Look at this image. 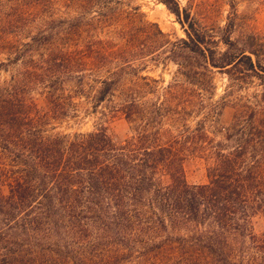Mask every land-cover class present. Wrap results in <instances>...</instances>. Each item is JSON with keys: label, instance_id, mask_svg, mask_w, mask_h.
Here are the masks:
<instances>
[{"label": "trees", "instance_id": "1", "mask_svg": "<svg viewBox=\"0 0 264 264\" xmlns=\"http://www.w3.org/2000/svg\"><path fill=\"white\" fill-rule=\"evenodd\" d=\"M164 2L185 29L177 46L194 56L195 76L239 64L218 58L217 43L206 42L177 0ZM13 30L0 20V264H264V232L256 231L264 222V131L249 134L250 147L207 142L204 126L173 130L162 113L169 109H147L134 93L120 105L132 130L126 140L105 124L56 132L79 117L87 81L102 85L95 109L119 88L120 69L95 77L89 52L116 61L124 52L91 43L78 53L55 33L40 29L23 42L9 39ZM174 87L166 95L175 97ZM192 156L213 161L207 184L188 183Z\"/></svg>", "mask_w": 264, "mask_h": 264}, {"label": "rangeland", "instance_id": "2", "mask_svg": "<svg viewBox=\"0 0 264 264\" xmlns=\"http://www.w3.org/2000/svg\"><path fill=\"white\" fill-rule=\"evenodd\" d=\"M164 1L119 0L107 5L97 0H0V20L14 28L9 39L28 42L43 29L57 35L58 45L68 43L78 53L86 52L91 43L95 51L106 46L109 51L124 52V60L116 61L88 51L95 77H111L120 69L119 88L114 98L95 109L102 85L87 81L77 99L79 117L60 124L56 132L90 133L105 124L111 136L122 142L132 130L120 105L136 93L147 109L153 105L169 109L171 114L162 113L173 130L196 131L204 126L207 142L252 146L246 142L249 134L264 131V0H177L203 29L206 42L217 43L218 58L239 61L236 67L214 70L213 75L200 69L202 76L193 74L194 56L177 46L187 35ZM228 40L229 46L224 43ZM170 86H175V97L166 95ZM230 134L235 137L228 142ZM212 163L204 156L190 157L185 165L188 183L207 184ZM256 231L264 232L262 220Z\"/></svg>", "mask_w": 264, "mask_h": 264}]
</instances>
